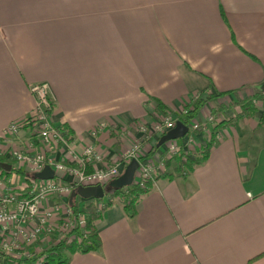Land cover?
I'll return each instance as SVG.
<instances>
[{
    "label": "crops",
    "instance_id": "obj_1",
    "mask_svg": "<svg viewBox=\"0 0 264 264\" xmlns=\"http://www.w3.org/2000/svg\"><path fill=\"white\" fill-rule=\"evenodd\" d=\"M32 82L50 84L52 119L73 148L94 143L113 162L144 139L136 125L154 121L152 99L176 110L199 92L234 90L202 116L264 95V0H0V150L8 125L35 107ZM257 106L220 129L193 171L172 160L135 217L114 202L96 224L101 248L69 264H264V100Z\"/></svg>",
    "mask_w": 264,
    "mask_h": 264
},
{
    "label": "built area",
    "instance_id": "obj_2",
    "mask_svg": "<svg viewBox=\"0 0 264 264\" xmlns=\"http://www.w3.org/2000/svg\"><path fill=\"white\" fill-rule=\"evenodd\" d=\"M29 90L35 97V107L28 116L13 121L4 130L3 136L8 137L10 142L1 153L26 172L35 174L49 165L55 175L53 178L28 181L17 173L8 176L0 172V248L17 257H32V250H42L47 240H70L73 237L70 231L76 224L85 226L86 217L83 214L74 216L73 209L68 205L73 186L105 187L122 175L132 159H136L139 166L133 183L146 187L148 181H154L166 171L167 161L175 159L180 151L192 154L196 149L207 146L211 139H204L205 143L200 142L194 151L188 149L196 140V134L206 129L208 123H213L214 127L225 118L224 113L220 118L213 115V108L206 117L198 115L192 119L183 137L162 141L186 110L180 107L163 111L152 100L154 106L150 114L154 121L136 125L137 130L144 134V139L134 141L111 162L100 146L94 143L84 146L81 152L72 147L66 132L52 119L56 98L48 82H32ZM105 128H108L107 124H99L93 133L97 134ZM22 130L26 131V137L19 136ZM123 138L124 134L118 131L116 142L121 143ZM145 141H153V144L145 147ZM23 191L24 196L21 194ZM104 197L78 198L84 207L90 204L99 206L103 204L102 200L112 199L115 195L110 193L107 196L105 193ZM8 237L16 245L10 243Z\"/></svg>",
    "mask_w": 264,
    "mask_h": 264
},
{
    "label": "trees",
    "instance_id": "obj_3",
    "mask_svg": "<svg viewBox=\"0 0 264 264\" xmlns=\"http://www.w3.org/2000/svg\"><path fill=\"white\" fill-rule=\"evenodd\" d=\"M234 90L227 91H211L206 98H201L202 93H197L199 97H193L191 101L185 102L183 108L186 110L184 115H180L178 121H182L188 125L189 122L199 115L200 110L204 107L205 103L213 98H222L228 94L233 93ZM228 103L221 102L217 107L213 109V113L217 116H221L227 109L234 112L231 117L222 118L221 121L214 127L215 130H219L222 127L234 126L239 120L254 117L258 110L257 101L264 100V95L261 92H257L254 95L229 99ZM157 105L163 111H169L170 109L166 104L159 100H155ZM66 137L69 140L68 134ZM215 144V140L210 141L207 146H202L193 152L186 154L184 151H180L176 155L175 159H178V170L182 174H187L193 171L195 166L203 164L209 156L211 147ZM185 157V159H183ZM171 160H168V165ZM0 162H8L13 165L12 171L8 172L0 167V172L5 175H11L17 173L24 176L28 181L36 179L35 174L24 171L22 168L16 165L14 160L6 158L0 150ZM183 169V170H182ZM153 180L146 183V187H142L139 184L133 183L126 187H113L111 182L108 183L105 188L107 196L110 193H114L115 197L112 199L102 200L101 205L96 206L90 204L84 207V203L79 201V196L70 197L69 204L73 209L74 216L83 214L86 217L85 226L81 227L76 224L70 233L73 237L70 240H61L59 242L47 240L46 244H43L42 250H32V257H17L11 253L6 252L0 248V264H69V256L76 252H89L97 251L101 248V239L97 231V222L103 218L104 212L107 208L112 206L116 201H120L124 207V210L130 217L136 215V204L139 201L142 194L151 189ZM78 189V186H73V190ZM24 196V191L21 193Z\"/></svg>",
    "mask_w": 264,
    "mask_h": 264
},
{
    "label": "water",
    "instance_id": "obj_4",
    "mask_svg": "<svg viewBox=\"0 0 264 264\" xmlns=\"http://www.w3.org/2000/svg\"><path fill=\"white\" fill-rule=\"evenodd\" d=\"M188 132V125L182 121H178L177 125L168 132V134L162 138V141L166 139H177L183 137ZM139 166V162L136 159H132L125 167L124 172L121 176L111 181L113 187H126L133 184L135 171ZM0 167L10 172L13 169V165L8 162H0ZM55 175L54 170L49 165H45L44 168L35 173V177L38 179L53 178ZM106 188L103 185H90L80 186L78 189L73 190L70 197L81 196L82 198L95 197L101 199L105 196Z\"/></svg>",
    "mask_w": 264,
    "mask_h": 264
},
{
    "label": "rangeland",
    "instance_id": "obj_5",
    "mask_svg": "<svg viewBox=\"0 0 264 264\" xmlns=\"http://www.w3.org/2000/svg\"><path fill=\"white\" fill-rule=\"evenodd\" d=\"M153 100V99H152ZM155 100V99H154ZM153 100V101H154ZM216 103H212V105L210 106V104L206 107V109L203 111V115L201 116L202 118L203 117H206L207 115H208V113L207 112H211V109H212V107H213V105H215ZM149 105H151V108H150V111L153 109V104L152 103H150ZM212 114L213 115H215L216 117H221V116H217L216 114H214L213 112H212ZM225 115H226V113H225ZM221 121V119L219 120V122ZM218 122V123H219ZM218 123H216L215 124V126L214 127H216L217 126V124ZM213 123H208L207 124V126H206V129H204V130H200L201 132H198L197 134H196V136H195V138H196V140L194 141H192L191 142V145H189L188 147V149L190 150L191 149V151H194L196 148H198L199 146H198V144L201 142L202 144H204L203 143V140L205 139V141L206 140H210L211 139V141L212 140H215V142H217L216 140H218L219 139V137H220V135H221V133H220V129L219 130H215L214 129V127H213ZM202 134V135H201ZM201 135V136H200ZM195 152H197V151H195ZM173 160H175V159H173ZM172 161V160H171ZM171 161H170V163H171ZM176 163H175V168H177V166L179 165L178 164V162H179V160L178 159H176V161H175ZM172 164V163H171ZM170 165V164H169ZM168 163H167V169H168ZM180 166V165H179ZM104 198H106V197H104ZM47 206V205H46ZM6 235H4L3 237H5ZM8 239L10 240V237H8ZM10 243H13V244H15L16 245V243H14L12 240H10Z\"/></svg>",
    "mask_w": 264,
    "mask_h": 264
}]
</instances>
